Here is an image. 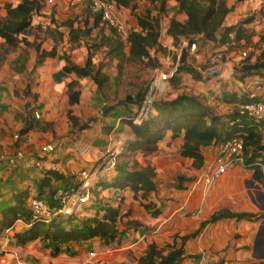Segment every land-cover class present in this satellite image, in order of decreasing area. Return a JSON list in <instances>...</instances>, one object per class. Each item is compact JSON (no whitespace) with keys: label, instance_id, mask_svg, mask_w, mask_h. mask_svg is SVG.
Wrapping results in <instances>:
<instances>
[{"label":"trees","instance_id":"16d2710c","mask_svg":"<svg viewBox=\"0 0 264 264\" xmlns=\"http://www.w3.org/2000/svg\"><path fill=\"white\" fill-rule=\"evenodd\" d=\"M40 1L20 0L16 4L4 5L5 14L0 16V58L3 59L20 44H25L33 48L37 66H40L46 58L58 57L63 60V66L55 74L54 80L62 81L70 74L76 76L66 84L65 94L68 105H74L79 101L78 79H90L97 90L104 94V89L108 90L119 82L120 75L127 65L140 63L149 69L160 68L161 62L157 55L164 53L165 48L159 42V19L151 15L149 10L137 17L136 27L129 29L124 36L102 22L100 15L91 13L90 9L83 27L75 25L70 19L60 22L51 19V23L43 28L45 36L54 42L51 49L47 50L26 38L31 34L32 16L41 8ZM107 1L115 3L118 9L126 8L132 12L136 10L138 2L143 1L158 4L160 12H163L166 3L171 0ZM172 1L175 2L177 12L185 15L183 21L172 17L165 28V34L172 39L174 46H177L182 38L186 39L189 45L197 44L198 39L201 42H214L224 46L230 41L232 44L226 46L229 48L235 44H243V42L245 44L251 39L253 33L246 26L254 22L253 17L226 25V17L230 12L228 0ZM37 28L42 29L40 26ZM94 30L96 31L92 35ZM230 34L233 35L232 39L229 38ZM65 36L70 45H78L83 40L90 41L83 65L75 64L67 55H57L56 44ZM99 50L103 52L104 59L115 63L116 75L113 78L103 71L102 63H93L92 54ZM263 56L264 51L262 56L257 57L254 62L250 61V57L243 58L234 67V73L238 74L239 78L260 75V71L264 69V60H261ZM185 58L186 53L183 51L181 56L183 64L180 68L178 67L177 75L182 69L192 75L195 72L185 65ZM177 75L168 83L177 79ZM146 88L147 86H140L135 93L127 92L122 97L113 99V102L106 107L104 116H108L118 108L122 110L116 115L115 124H103L100 127L103 134L120 142V150L111 168L116 174L110 178L99 176L96 179L90 189V200L86 204L91 205L87 215L81 217L77 216V213L56 215L47 222L32 219L28 203L31 198H44L53 204L55 202L53 197L58 189L65 190L73 185L68 176L56 169H47L40 177L31 180L30 186L34 188L32 195L30 186H27L23 189L11 190L10 199L0 201V235L12 229L11 237L18 244L24 245L38 240L50 248L52 254H57L62 247H68L72 242L93 238L106 244L118 243L124 234L118 229L121 219L119 206L104 201V197H99L98 194L104 189H129L137 199L139 193L143 198L155 191L154 168L148 163L140 165L135 155L140 153L143 156H149L156 153L158 144L167 131L171 133L172 138L182 134L179 154L191 159L194 168L204 166L202 153L204 148L211 145L219 146L226 140L241 137L243 165L254 166L259 170V178L264 179V143L262 134L257 128L260 122L247 119L242 112L218 115L213 107L193 94H179L167 100L154 99L147 115L137 122L134 121L136 110L145 96ZM256 100L260 98H250L241 102L244 104ZM29 110L30 115H27L23 127L18 131V140H21L34 127L33 111L35 109ZM66 116L70 126L78 132L89 129L90 124L95 121L93 117L85 121L79 120L70 110ZM183 179L182 176L178 177V181ZM142 205L146 209L151 208L148 204L142 203ZM157 212L158 210L152 211V214ZM249 216L248 213H232L225 209L216 211L201 222L198 230L194 232L183 236L176 234L171 242L161 246L154 242L148 243L134 264H181L185 257L184 242L195 236L207 223L227 217L240 219ZM18 220L23 222V227L20 230H14V223ZM177 239L180 242H177ZM3 254L4 251L0 249V256Z\"/></svg>","mask_w":264,"mask_h":264},{"label":"rangeland","instance_id":"374dc122","mask_svg":"<svg viewBox=\"0 0 264 264\" xmlns=\"http://www.w3.org/2000/svg\"><path fill=\"white\" fill-rule=\"evenodd\" d=\"M18 1L20 0H0V16L5 14V3L16 4ZM91 1L54 0L52 3H46L41 0L40 10L32 16L31 34L27 35V40L35 41L41 48L51 49L54 42L45 36L43 28L51 23V19L57 22L70 19L75 25L83 27L85 19L90 14ZM228 3L230 12L226 23L234 24L249 17L254 18V22L247 25V28L253 33L250 41L231 46L239 54L236 63L239 64L246 57H250V61L254 62L257 55L264 49V0H244L242 2L228 0ZM147 10L154 17H158L160 42L164 44L165 28L168 21L172 17L181 18L172 0L166 3L163 12H160L158 4L142 1L138 2L134 12L126 8L124 10L117 8L116 14L128 31L136 26L137 17L144 15ZM37 26L42 29H38ZM199 42L198 39L193 50L188 49L193 51V54L186 53L185 59V65L193 69L194 74H189L185 72V69H182L177 75V79L169 82L157 94L156 100L171 99L179 94H193L201 98L202 85L210 78L201 79L199 73L210 67L208 55L212 54L210 48L203 47ZM89 44V40H83L78 45H70L65 36L61 42L56 44V50L58 55H67L72 61L83 65ZM162 44L161 46L164 47ZM210 46L212 45L210 44ZM243 51L246 53L245 56L240 54ZM181 56L180 47L171 43L169 48L165 47L164 53L157 55L161 62L160 68L165 71L174 65H178L180 68L183 64ZM33 57V49L25 44H20L3 59L0 58V156L7 160L13 158L16 163L25 158L35 162L31 168L27 167L16 172V167L14 172L0 177V201L9 200L11 190L30 186L31 180L40 177L44 170L56 169L73 182L74 175L78 171L95 167L105 153L113 148L114 144L100 135L99 125L115 124L116 115L122 111L121 108H118L108 116H104L106 108L102 113L100 110L111 104L113 99H118L127 92L135 93L140 86L146 87L154 71L140 63L127 65L120 75L119 82L108 90L104 89V94L97 90L96 85L90 79H80L79 106L75 113L82 121L91 117L95 121L90 124L87 131L78 132L70 126L64 117L66 104L62 89L53 85L50 77L51 72L47 68L35 69L37 65H35ZM92 61L95 64L102 63L103 71L111 78L116 75L115 63L104 59L101 50L93 52ZM259 80H264V69L260 71ZM206 93L210 96L213 92ZM220 103L226 102L222 99ZM29 109H35L38 117L34 116L35 124L32 131L18 140V126L26 120L28 114L30 115ZM79 142L94 144L99 148V151L91 153ZM46 145H52L53 151H45ZM119 150L117 151L119 152ZM18 151L21 153L20 157H16ZM104 151V155H101L100 153ZM49 155H54V158L47 160ZM250 184L254 185L253 181ZM30 191L34 192L32 186H30ZM86 207L90 206L86 205ZM84 213L83 208L77 213V216L81 217ZM5 242L7 245L4 248L17 246L10 240V233L5 237ZM74 248L73 246L62 247L60 252L52 254L50 248L37 241L23 247L17 246L16 257L4 255L0 257V264H66L69 261H75Z\"/></svg>","mask_w":264,"mask_h":264},{"label":"crops","instance_id":"0c3cea01","mask_svg":"<svg viewBox=\"0 0 264 264\" xmlns=\"http://www.w3.org/2000/svg\"><path fill=\"white\" fill-rule=\"evenodd\" d=\"M180 15L181 18L177 20L183 21L185 15ZM226 25L230 24L226 23ZM160 35L161 33L159 42ZM186 42V39L182 38L177 46L180 47L181 52L184 51L191 55L193 51L188 50ZM171 43L172 39L167 35L164 44L160 42L164 46L163 48H169ZM199 44L207 49L210 48L212 55L217 52L222 55L218 64L219 72L209 75L210 79L202 85V90H200L201 99L205 104L213 107L216 114L228 115L237 111L241 113V101L250 98L264 99V80H259V74L239 78L238 74L234 73V67L238 64L236 63L238 52L233 48L214 42L200 41ZM263 51L264 49L257 57H261ZM210 56L209 54V62ZM33 60L35 62V52ZM261 60H264V56ZM72 62L78 64L75 61ZM62 66L63 60L55 57L46 58L35 69L47 68L51 72L50 77L53 85L62 89L66 104L64 117L67 119L66 115L70 110L73 115L79 118L75 113L79 103L68 105L65 94L67 82L76 76L70 74L62 81L54 80L55 74ZM200 77L204 79L201 74ZM80 82L78 79L79 85ZM205 91L213 93L209 96ZM222 99L226 103H220ZM79 120L82 119L79 118ZM24 122L20 123L18 131L23 127ZM101 125H99L100 135L114 142L113 148L118 150L120 142L103 134L100 129ZM257 125L264 143V123ZM85 131L87 129L80 132ZM79 143L91 153L99 151V148L94 144ZM181 145L182 134L172 138L171 133L167 131L159 142L156 153L149 156H143L140 153L135 155V159L140 165L148 163L155 171L156 190L145 197L141 198L139 193L138 198L135 199L129 189H104L99 192V197H104V201L119 206L121 219L118 229L124 234L118 243L106 244L97 238L70 243V247H75L76 258L75 261H69L66 264H134L148 243L154 242L161 246L171 242L176 234L183 236L194 232L198 230L201 222L222 209L232 213H248L250 216L240 219L227 217L207 223L195 236L184 242L185 257L181 264H264V179L259 178V170L254 166L236 165L230 167L219 179L206 188L201 181V175L206 167L216 159L218 146L211 145L204 148L202 150L204 166L194 168L191 159L180 156ZM104 153L105 151L100 154L104 155ZM52 158L54 155H49L47 160ZM32 165H35V162L29 158L22 159L18 163L15 161L11 163L9 159L3 158L0 162V177L14 172L16 167V172H20L27 167L31 168ZM115 174L116 172L110 168L100 176L101 178H110ZM179 176L184 179L178 181ZM252 181L254 185L250 184ZM30 194L33 193L30 192ZM142 203L148 204L151 208L146 209ZM88 205L90 207L84 208L83 216L87 215L91 209V205ZM156 210L158 212L152 214V211ZM22 227L23 222L18 220L14 223L13 229L20 230ZM12 232L10 229L0 235V249L4 251L2 256L8 254L16 257L17 246L23 247L38 241L20 245L11 237ZM7 233H10V240L17 246L4 248L7 245L5 242ZM177 242L180 240L177 239Z\"/></svg>","mask_w":264,"mask_h":264},{"label":"built area","instance_id":"2783aa9c","mask_svg":"<svg viewBox=\"0 0 264 264\" xmlns=\"http://www.w3.org/2000/svg\"><path fill=\"white\" fill-rule=\"evenodd\" d=\"M46 3H52L54 0H43ZM89 9L91 13H98L101 21L113 28L118 34L124 36L126 34V27L116 14V5L107 0H92ZM230 34L229 38L232 39ZM232 42L228 41L225 46H229ZM186 46L193 50L195 44H188ZM245 56L243 51L240 53ZM221 53L217 52L210 56V67L200 72L202 78L219 72L218 64L221 60ZM168 58V57H166ZM178 73V65H174L168 70L161 68L154 69L151 78L147 84L145 96L136 110L134 121L140 122L151 108L152 102L157 94L163 90L168 81ZM241 112L247 119L256 122L264 123V99L246 102L241 105ZM34 116L37 118L38 113L34 111ZM44 150L47 152L53 151L52 145H46ZM117 149L112 148L107 151L99 163L89 169L80 170L74 175L73 185L68 189H58L53 197L55 201L50 204L44 198H31L29 200V207L31 210L32 219L49 221L56 215H71L80 212L90 200V189L96 179L107 169L113 167ZM20 151L17 152L16 157H20ZM3 158L0 156V162ZM13 163L14 159H9ZM243 165V140L241 137H234L226 140L218 146L216 159L213 163L206 167V170L201 175V181L204 186L209 187L214 181L219 179L228 168Z\"/></svg>","mask_w":264,"mask_h":264},{"label":"water","instance_id":"95a60500","mask_svg":"<svg viewBox=\"0 0 264 264\" xmlns=\"http://www.w3.org/2000/svg\"><path fill=\"white\" fill-rule=\"evenodd\" d=\"M106 107H103L101 110H100V113H102L104 111ZM258 173V171H256Z\"/></svg>","mask_w":264,"mask_h":264}]
</instances>
